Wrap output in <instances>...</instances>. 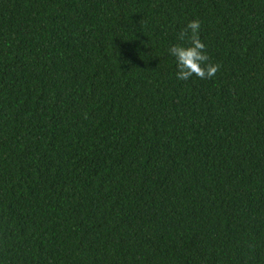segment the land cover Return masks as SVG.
Listing matches in <instances>:
<instances>
[{"label": "trees", "instance_id": "obj_1", "mask_svg": "<svg viewBox=\"0 0 264 264\" xmlns=\"http://www.w3.org/2000/svg\"><path fill=\"white\" fill-rule=\"evenodd\" d=\"M0 264H264V0H0Z\"/></svg>", "mask_w": 264, "mask_h": 264}, {"label": "clouds", "instance_id": "obj_2", "mask_svg": "<svg viewBox=\"0 0 264 264\" xmlns=\"http://www.w3.org/2000/svg\"><path fill=\"white\" fill-rule=\"evenodd\" d=\"M200 27L199 20L189 21L179 32L177 39L181 43L173 44L167 50L168 55L175 61V76L178 80H188L193 74L200 79H207L218 71L217 64L206 63L208 55L205 44L199 37Z\"/></svg>", "mask_w": 264, "mask_h": 264}]
</instances>
